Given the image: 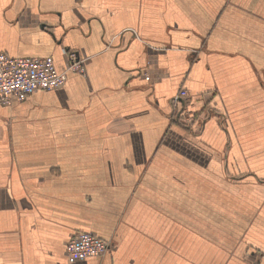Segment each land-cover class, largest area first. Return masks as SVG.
Masks as SVG:
<instances>
[{"label": "crops", "instance_id": "1", "mask_svg": "<svg viewBox=\"0 0 264 264\" xmlns=\"http://www.w3.org/2000/svg\"><path fill=\"white\" fill-rule=\"evenodd\" d=\"M0 51L88 58L0 104V264H264V0H0Z\"/></svg>", "mask_w": 264, "mask_h": 264}, {"label": "built area", "instance_id": "2", "mask_svg": "<svg viewBox=\"0 0 264 264\" xmlns=\"http://www.w3.org/2000/svg\"><path fill=\"white\" fill-rule=\"evenodd\" d=\"M136 33V32H135ZM66 69L59 70L52 57L12 56L0 51V104L10 106L23 102L39 90L61 89L67 82L69 72L86 74L85 63L88 58L75 52L65 51ZM188 97L182 90L175 102ZM111 240L100 237L91 231L75 232L66 243V253L70 263L91 257H101L113 248Z\"/></svg>", "mask_w": 264, "mask_h": 264}, {"label": "rangeland", "instance_id": "3", "mask_svg": "<svg viewBox=\"0 0 264 264\" xmlns=\"http://www.w3.org/2000/svg\"><path fill=\"white\" fill-rule=\"evenodd\" d=\"M248 179V178H247ZM247 179H244V180H240V179H235L234 180V183H235V185H239L240 187L242 186V187H244L243 185H242V183L243 182H247V181H249V182H253L254 180H252V179H250V180H247ZM243 184H245V186H247L248 188H249V186L247 185V183H243ZM249 191V190H248ZM249 192H251V191H249ZM240 196H241V193H240ZM261 196V195H260ZM262 198H264V190L262 191V196H261ZM79 232H81V231H79ZM100 236V235H99ZM100 237H102V236H100ZM102 238H104V237H102ZM104 239H107V240H111L112 241V244H113V247H114V243H113V240L112 239H110V238H104ZM112 247V248H113Z\"/></svg>", "mask_w": 264, "mask_h": 264}]
</instances>
